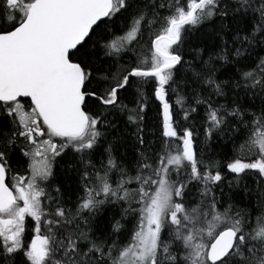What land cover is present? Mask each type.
<instances>
[{
	"label": "snow or ice",
	"instance_id": "1",
	"mask_svg": "<svg viewBox=\"0 0 264 264\" xmlns=\"http://www.w3.org/2000/svg\"><path fill=\"white\" fill-rule=\"evenodd\" d=\"M0 264H264V0H0Z\"/></svg>",
	"mask_w": 264,
	"mask_h": 264
},
{
	"label": "trees",
	"instance_id": "2",
	"mask_svg": "<svg viewBox=\"0 0 264 264\" xmlns=\"http://www.w3.org/2000/svg\"><path fill=\"white\" fill-rule=\"evenodd\" d=\"M150 115H153V113H150ZM249 199L254 200V198H249ZM241 206L243 207L244 205L241 204ZM248 207H249V208H252V207H253V204H248ZM256 214H258V210H257V211H254V215H256Z\"/></svg>",
	"mask_w": 264,
	"mask_h": 264
}]
</instances>
